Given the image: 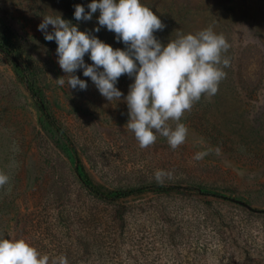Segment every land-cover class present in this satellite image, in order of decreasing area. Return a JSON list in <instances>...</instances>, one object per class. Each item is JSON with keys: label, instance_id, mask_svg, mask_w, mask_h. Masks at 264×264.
I'll list each match as a JSON object with an SVG mask.
<instances>
[{"label": "rangeland", "instance_id": "rangeland-1", "mask_svg": "<svg viewBox=\"0 0 264 264\" xmlns=\"http://www.w3.org/2000/svg\"><path fill=\"white\" fill-rule=\"evenodd\" d=\"M91 2L0 0V171L12 177L10 193L0 192V236L23 239L57 264L61 256L69 264H264V0H141L166 26L154 33L165 46L207 28L230 45L226 78L182 119L189 133L176 150L163 137L141 149L125 127L134 78L119 79L124 97L112 103L83 69L74 75L87 90L56 83L67 74L58 45L38 30L43 15L62 14L126 50L106 27L94 31L99 10L91 21L74 18L75 5L87 13ZM198 152L208 155L197 161ZM79 167L104 195L86 186ZM157 170L172 178L158 184ZM132 188L142 190L111 194Z\"/></svg>", "mask_w": 264, "mask_h": 264}, {"label": "clouds", "instance_id": "clouds-1", "mask_svg": "<svg viewBox=\"0 0 264 264\" xmlns=\"http://www.w3.org/2000/svg\"><path fill=\"white\" fill-rule=\"evenodd\" d=\"M88 11L75 5L77 21H91L99 10L98 25L116 34L126 50L114 49L88 32L78 30L71 21L56 16L43 15L38 30L48 42L58 45L60 68L67 75L56 79L68 89L87 90L85 80L74 75L83 69L84 77L91 79L101 96L112 103L124 97L118 87L119 79L127 75L134 78L123 102L128 108L129 120L125 127L132 131L141 149H147L163 137L172 150L183 145L189 129L181 122L202 97L211 98L219 91V84L226 78L221 65L229 61L223 53L230 48L222 34L211 28L197 34H187L171 40L166 46L154 35L166 27L161 19L141 0H92ZM53 31H48L49 26ZM89 54L92 65L85 63ZM102 69V71L100 70ZM175 122V127L170 125ZM217 154L220 150L216 149ZM208 152H198L194 159L202 160ZM154 178L158 184L172 178L171 172L157 170ZM12 187V177L0 171V192L7 195ZM59 264H69L64 256ZM0 264H57L23 239L11 240L0 236Z\"/></svg>", "mask_w": 264, "mask_h": 264}, {"label": "trees", "instance_id": "trees-1", "mask_svg": "<svg viewBox=\"0 0 264 264\" xmlns=\"http://www.w3.org/2000/svg\"><path fill=\"white\" fill-rule=\"evenodd\" d=\"M0 47L4 49V45H2V43H0ZM27 82V86L29 88V90L31 91L32 95L39 100L40 105H41V109L42 111L46 114L47 119L49 120V122L55 126L57 129L62 130V127L59 126L55 119L52 117V115L50 114V112L48 111V108L46 106V104L42 101V97L40 95V93L38 91L35 90V85L34 83H30L28 81ZM78 174L80 176V178L83 180V182L86 184V186L94 193L99 194V195H104L100 189L93 183L92 179L87 175V173L84 171L83 167H79L77 168ZM140 190H142V188H132V189H125V190H119L116 192L111 193L112 195L114 194V198H126L129 197L131 195H135L136 193H138ZM140 193V192H139Z\"/></svg>", "mask_w": 264, "mask_h": 264}]
</instances>
